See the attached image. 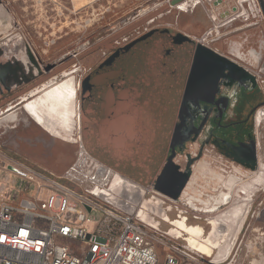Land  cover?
I'll return each mask as SVG.
<instances>
[{"label": "rangeland", "instance_id": "obj_1", "mask_svg": "<svg viewBox=\"0 0 264 264\" xmlns=\"http://www.w3.org/2000/svg\"><path fill=\"white\" fill-rule=\"evenodd\" d=\"M171 2L0 0V64L17 66L19 60L36 68L33 78L12 88L0 87V189L25 186L10 171L13 167L31 170L79 194L93 191L102 206L139 219L157 264H163L168 253L175 255L177 264H264V15L258 0H218V5L214 0ZM155 29L174 37L181 34L194 44L212 30L205 45L219 47L260 79L255 89H234V105L224 116L231 128L218 135L232 142L252 139L256 169L224 156L205 133L176 156L182 169L187 157L192 159L191 178L176 201L151 184L143 186L128 177L129 144L111 141L109 126L96 140L85 134L87 119L95 130L100 126L94 122L101 123L92 105L84 112L85 80L105 67L120 65L112 64V57L121 56L131 41ZM159 32L145 35L140 40L143 51L135 52L136 57H145L140 66L148 70L161 68L165 43ZM48 65L55 67L44 71ZM136 98L131 97L132 102ZM30 106H37V117ZM88 113L91 119L84 116ZM116 176L123 185L109 191ZM34 186L29 185L27 195ZM100 191H109L111 201ZM246 198L251 202L242 201ZM100 217L93 211L87 226L92 228ZM182 221L191 233L180 228Z\"/></svg>", "mask_w": 264, "mask_h": 264}, {"label": "built area", "instance_id": "obj_2", "mask_svg": "<svg viewBox=\"0 0 264 264\" xmlns=\"http://www.w3.org/2000/svg\"><path fill=\"white\" fill-rule=\"evenodd\" d=\"M214 2L219 4L218 0ZM210 36L212 30L199 42H205ZM245 70L254 82H242L230 88L229 109L235 102L234 89L250 90L259 85V77ZM71 170L76 172V168ZM10 171L26 184L17 190L7 186L0 189V264L158 263L156 252L147 240L145 226L137 217L112 206H102L101 199L93 191L79 194L76 189L50 181L31 170L21 172L10 167ZM33 184L34 192L27 195L29 185ZM93 211L101 217L89 228L87 222ZM163 264H177L175 255L166 254Z\"/></svg>", "mask_w": 264, "mask_h": 264}, {"label": "crops", "instance_id": "obj_3", "mask_svg": "<svg viewBox=\"0 0 264 264\" xmlns=\"http://www.w3.org/2000/svg\"><path fill=\"white\" fill-rule=\"evenodd\" d=\"M155 31H161V39L165 43L164 50L161 51V68L148 70L144 65L140 66V63L146 62L145 57H136L135 52L143 51L140 40ZM147 34L126 45L121 56L112 57L111 63L120 65H113L108 70L105 67L85 80V93L82 95L84 112L87 114V108L92 105L93 115L95 112L94 116L101 120V123L94 122L95 126H100L99 130L90 128L92 124L86 120L88 124L85 134L88 140H96L99 133L106 130L103 127L109 126L113 135L111 141L129 144L131 161L125 167L126 174L143 186L153 183L165 162L166 143L169 142L177 121L183 88L196 45L186 36L187 39L181 34L170 36L164 29L151 30ZM212 49L225 54L219 47L213 46ZM17 61V66L0 64V72L8 88L34 77L36 68L32 64L25 66ZM134 96L137 97V102H132L131 97ZM29 110L37 117V106L35 109L30 106ZM86 114L84 116L91 119L90 113ZM79 119L78 113V129ZM149 168L152 170L148 171Z\"/></svg>", "mask_w": 264, "mask_h": 264}, {"label": "water", "instance_id": "obj_4", "mask_svg": "<svg viewBox=\"0 0 264 264\" xmlns=\"http://www.w3.org/2000/svg\"><path fill=\"white\" fill-rule=\"evenodd\" d=\"M184 1L186 0H172L171 4L177 5ZM258 3L264 15V0H258ZM54 67L55 65H48L44 67V71H49ZM223 80L230 82L227 84L228 86L233 85V83L254 82V78L234 60L211 49L203 41L198 42L193 49L191 64L184 84L181 104L177 114L178 123L173 128L170 140V153L152 184L153 190L170 200L176 201L181 197L191 178L190 158H188L189 162L185 171L175 162L177 156L175 147L182 146L189 138L188 136H182L181 133L187 124L193 127V122L195 121L193 115L196 113L194 108L201 103L206 106H218L222 102L223 108H226L227 98L216 99ZM4 82L0 72V87L6 86ZM204 123L205 120L202 121L199 127L194 129L195 137L201 131ZM233 149L235 152L233 157L236 163L251 170L256 169V144L252 139L249 140V144L234 146ZM242 158H245V160L249 158L246 165L243 164Z\"/></svg>", "mask_w": 264, "mask_h": 264}, {"label": "flooded vegetation", "instance_id": "obj_5", "mask_svg": "<svg viewBox=\"0 0 264 264\" xmlns=\"http://www.w3.org/2000/svg\"><path fill=\"white\" fill-rule=\"evenodd\" d=\"M230 83L227 80H223L220 84V89H219V94L216 97V99H224L227 98V106L226 108H223L222 106V102L218 105H204V104H200L198 107L194 108L196 110V113H194V118L195 121L193 122V127H190L189 124H187L181 135L184 137H189L182 146H177L175 147L176 150V155H178V153L185 148L186 144L190 141H195L197 140V138L201 135H204L205 133L207 134V139H210L213 144L215 145L216 149H218L219 152H221L224 156H226L227 158H230L231 160H233L235 162V158L233 157V155L235 154L233 147L234 146H240L243 144H249V140H239L236 142H232L231 140H222L221 137L219 138V136H221L223 133L227 132L230 130L231 126L229 124H225L224 123V116L225 114H227L228 111V107H229V90L230 88H232V86H228L227 84ZM6 87V86H5ZM8 88V87H6ZM239 91H246L247 89L244 87H240L238 89ZM252 90V89H250ZM205 120L204 125L201 128V131L197 134V136L195 137V133L194 129H196L197 127H199L202 123V121ZM176 123H178V118ZM172 136V135H171ZM181 137V136H180ZM182 138V137H181ZM195 138V139H193ZM171 140V137H170ZM170 140L168 142V146H167V155L166 158L168 156V154L170 153ZM189 157H187V164L189 162ZM244 161V165L247 164V159L249 158H242ZM190 160L192 161V159L190 158ZM187 164L185 166V168L183 169V171H185L187 169ZM245 167V166H244ZM161 170V169H160ZM160 172V171H159ZM159 174V173H158ZM157 174V175H158ZM154 182V181H153ZM153 184V183H152ZM151 184V187H152Z\"/></svg>", "mask_w": 264, "mask_h": 264}, {"label": "bare ground", "instance_id": "obj_6", "mask_svg": "<svg viewBox=\"0 0 264 264\" xmlns=\"http://www.w3.org/2000/svg\"><path fill=\"white\" fill-rule=\"evenodd\" d=\"M32 65H33V67L35 68V66H34V63H32ZM53 80H51V82H49L48 83V85H51V84H53ZM43 89V88H42ZM11 119H13V117L11 118ZM258 123H260V122H258ZM102 167V166H101ZM103 169V168H102ZM259 176H261V173L259 174ZM262 176H264V174H262ZM116 178H118L117 180H116V182H114V184L112 185V187L109 189V191L113 188V187H115V186H121V185H123V181H122V179H121V177L120 176H116ZM109 191H107V192H102V191H100V192H102L103 194V198H104V200H106V201H111V193L109 192ZM99 195V194H98ZM108 199H110V200H108ZM242 201H246V202H251L249 199H244V200H242ZM245 216V215H244ZM243 216V217H244ZM243 217L241 218V219H239L238 220V222H236L237 223V227H239L240 226V223H241V221H242V219H243ZM178 225L180 226V228H182V230L184 229V230H186V231H188L189 233H191V230L184 224V221H182V222H180V223H178ZM192 228V227H191ZM192 229H194V228H192ZM192 246H193V244H192ZM205 248V247H204ZM207 253L209 254V252L207 251Z\"/></svg>", "mask_w": 264, "mask_h": 264}]
</instances>
